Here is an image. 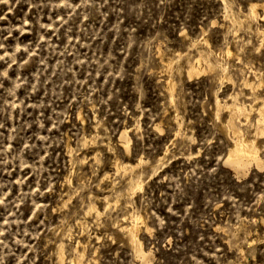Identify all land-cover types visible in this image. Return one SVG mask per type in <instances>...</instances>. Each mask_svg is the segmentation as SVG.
Returning <instances> with one entry per match:
<instances>
[{
    "label": "rangeland",
    "instance_id": "374dc122",
    "mask_svg": "<svg viewBox=\"0 0 264 264\" xmlns=\"http://www.w3.org/2000/svg\"><path fill=\"white\" fill-rule=\"evenodd\" d=\"M252 1L0 0V264H264V114L258 163L224 127L264 103Z\"/></svg>",
    "mask_w": 264,
    "mask_h": 264
},
{
    "label": "bare ground",
    "instance_id": "6f19581e",
    "mask_svg": "<svg viewBox=\"0 0 264 264\" xmlns=\"http://www.w3.org/2000/svg\"><path fill=\"white\" fill-rule=\"evenodd\" d=\"M258 9H260L261 12H259ZM245 16L246 17L252 16L253 18H259L260 20L264 21V1L250 2L248 4V13ZM258 33L260 34V44H261L264 42V29H259ZM225 52L226 54H229L230 51L228 48H226ZM168 66L169 67L171 66L170 62L168 63ZM214 69H215L214 64L211 63L205 57H202L200 55L190 65V67L187 70V73H188V76L191 77L193 75H198L200 73L214 71ZM263 75L258 71H253V78L257 80V83L255 81L244 80L243 82L244 86L251 88V89H256L259 86L264 87V76ZM224 77H225V74L222 75V78ZM168 86L170 90V99L173 100V95H172L173 86L170 84V82H168ZM216 106L221 107V104L219 103L218 98L216 99ZM225 107L229 110V117H228V120L225 121L224 127L227 129V131H229L232 134V144L228 148V152H227V159L230 161L229 163L231 164L232 162L235 165L236 164L241 165L246 162L245 160H247L248 162V159L255 160V162L258 163L259 162L258 161L259 160L258 158L259 144L257 141V137L259 134L262 133L260 122H261V117H263L262 115L264 114V103L258 108H254L252 105H246V104L236 105L235 103L225 105ZM254 112H256L259 115V117L255 120L256 121V126L254 127L255 135L253 136V138H248L241 132V129L236 126L234 120L236 118H239L240 116H243L245 121H247L248 119H250L252 113ZM125 144L127 145V143ZM115 162H116L115 164L116 167L119 168L120 163L118 161H115ZM142 187H143V183H137L135 186L131 188V193H133L136 189H141ZM91 208H95V206L92 205ZM123 221L126 222V224L121 225V230L123 231L126 237V240L132 243V245L134 246L136 250V253H138L142 258H145L146 255L143 251L141 241L138 238V232L140 230L139 224L143 223V217L141 215L130 214L128 217H124ZM78 244H79V241L77 242V245ZM74 262L75 260H72V264H74ZM60 264H62L61 256H60Z\"/></svg>",
    "mask_w": 264,
    "mask_h": 264
}]
</instances>
